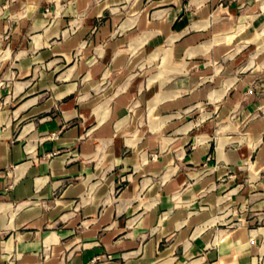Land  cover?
Here are the masks:
<instances>
[{
	"label": "crops",
	"instance_id": "1",
	"mask_svg": "<svg viewBox=\"0 0 264 264\" xmlns=\"http://www.w3.org/2000/svg\"><path fill=\"white\" fill-rule=\"evenodd\" d=\"M0 264H264V0H0Z\"/></svg>",
	"mask_w": 264,
	"mask_h": 264
},
{
	"label": "rangeland",
	"instance_id": "2",
	"mask_svg": "<svg viewBox=\"0 0 264 264\" xmlns=\"http://www.w3.org/2000/svg\"><path fill=\"white\" fill-rule=\"evenodd\" d=\"M234 222H235V221H234ZM234 222H230V224L232 225V227H234V226H235Z\"/></svg>",
	"mask_w": 264,
	"mask_h": 264
},
{
	"label": "built area",
	"instance_id": "3",
	"mask_svg": "<svg viewBox=\"0 0 264 264\" xmlns=\"http://www.w3.org/2000/svg\"><path fill=\"white\" fill-rule=\"evenodd\" d=\"M56 134H57L56 132H52V134H51V135H53V136H56Z\"/></svg>",
	"mask_w": 264,
	"mask_h": 264
}]
</instances>
